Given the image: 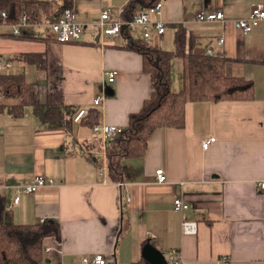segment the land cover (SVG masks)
<instances>
[{"label":"crops","instance_id":"1","mask_svg":"<svg viewBox=\"0 0 264 264\" xmlns=\"http://www.w3.org/2000/svg\"><path fill=\"white\" fill-rule=\"evenodd\" d=\"M21 1H48L54 15L16 36L12 24L1 20L0 74H22L41 101L59 87L71 109L68 127L50 128L31 107L18 112L19 98L0 93L5 210L15 225L44 219L57 221L60 228L59 241L45 240L41 264H82L97 254L104 264H129L142 258L145 245L160 251L168 264L173 249L182 264H220L223 257L226 264H264V189L259 186L264 182V21L248 34L233 26L255 5L264 8V0H159L162 9L151 17L148 38H142L140 28L130 33L174 51L181 31L186 41L192 40L186 50L221 57L224 74L250 80L253 92L249 100L187 102L183 128L155 130L141 158L123 160L128 173L120 182L108 176L109 143L92 127L126 128L129 116L149 98L151 80L142 56L126 49L122 33L106 36L96 22L102 10L109 11L112 22L122 20L128 0ZM66 8L84 25L74 43L56 41L46 27ZM212 11H221L223 21L196 19L199 12ZM155 22L164 23L162 35L155 32ZM107 71H116L113 82L107 81ZM170 77L171 89L179 91L182 59L172 60ZM96 98H101L98 105L93 104ZM79 110L86 114L73 121ZM210 137L214 141L203 149L202 141ZM156 169L165 172L166 182L155 181ZM34 175L52 184L19 194L9 209L15 187ZM175 198L188 205L181 213L173 210ZM183 221L196 222V233H183Z\"/></svg>","mask_w":264,"mask_h":264},{"label":"trees","instance_id":"2","mask_svg":"<svg viewBox=\"0 0 264 264\" xmlns=\"http://www.w3.org/2000/svg\"><path fill=\"white\" fill-rule=\"evenodd\" d=\"M158 1L128 0L120 18L129 20L135 12L153 6ZM1 11L6 14L5 21L8 24H16L22 12L32 23L50 21L54 15V8L48 1L23 3L21 0H0ZM122 35L126 49L142 56L143 70L150 75L151 92L139 111L129 116L127 127L105 149L107 174L119 182L128 173L123 160L141 158L155 130L162 127L183 128L184 106L187 102L249 100L253 92L250 80L231 78L224 74L221 57L186 50L192 40L186 41L181 31L176 35L174 51L160 50L142 39L134 38L126 28L122 30ZM34 58L44 64L41 55H35ZM174 58L183 60L182 87L177 92L171 89V62ZM55 72L59 84L60 68L56 66ZM0 93L7 98H19L18 112L29 106L50 128H66L71 123L67 113L71 109L64 104L59 87L48 92L45 100L41 101L35 86L26 82L22 74H0ZM5 206V199L0 196V264H41L45 240H60L58 222L46 220L40 224L15 225ZM129 264L149 263L140 258Z\"/></svg>","mask_w":264,"mask_h":264},{"label":"built area","instance_id":"3","mask_svg":"<svg viewBox=\"0 0 264 264\" xmlns=\"http://www.w3.org/2000/svg\"><path fill=\"white\" fill-rule=\"evenodd\" d=\"M162 9V3L156 2L153 6H150L146 9L139 10L133 14L129 20H117L110 21V15L108 10H102L99 15V19L96 24L99 26L101 33L110 36L116 37L122 33V30L126 28L130 33L136 32L137 28L142 30V38L145 40L149 36L148 27L151 24V17L153 15H159ZM0 17L3 23H5L6 14L1 11ZM198 21H223V13L221 11H212L208 13L199 12L196 15ZM264 21V8L262 5H255L249 15L243 19H238L233 22V26L241 31L242 34H248L254 27L259 25ZM36 25L32 23L27 17L26 13H21L20 20L16 24H12V34L20 35L23 28H29V25ZM47 30L49 34L60 43H74L77 42L84 29V25L79 23L76 19L75 13L66 8L62 11L61 15L56 18L53 22L46 23ZM165 29L164 23L155 22L154 30L158 35H162ZM218 42L221 44L223 39L220 38ZM208 54L211 53L210 50L207 51ZM3 64L0 63V69L3 68ZM107 81L113 82L116 71H107L106 73ZM101 102V98H96L93 101L94 105H98ZM86 114V110H79L74 114L73 121H78ZM94 133L101 134L102 138L105 139L108 143L117 137L123 129L117 127L116 125L110 124H97L92 127ZM214 141V138H208L203 140L201 146L203 149H207L208 145ZM155 181L158 183H164L167 181L165 172L162 169L155 170ZM52 180L47 179L42 175H34L30 178L29 182L25 185H19L15 187V196L13 197L8 208L11 209L13 205H16L19 201V194H33L38 189L51 185ZM260 188L264 189V182L260 183ZM173 210L175 212L181 213L184 211L188 205L179 198L173 200ZM8 210V209H7ZM45 222L44 219L40 220V223ZM183 233L185 234H194L196 233V222L192 221H183L182 222ZM49 249H45V253H48ZM169 257L171 264H182L180 259L177 256L176 251L173 249L169 252ZM227 260L223 257L220 261V264H226ZM93 263V264H104L105 259L102 255L97 254L90 258H83L82 264ZM46 264V263H44Z\"/></svg>","mask_w":264,"mask_h":264},{"label":"water","instance_id":"4","mask_svg":"<svg viewBox=\"0 0 264 264\" xmlns=\"http://www.w3.org/2000/svg\"><path fill=\"white\" fill-rule=\"evenodd\" d=\"M141 256L149 264H168L162 253L151 245L142 248Z\"/></svg>","mask_w":264,"mask_h":264},{"label":"rangeland","instance_id":"5","mask_svg":"<svg viewBox=\"0 0 264 264\" xmlns=\"http://www.w3.org/2000/svg\"><path fill=\"white\" fill-rule=\"evenodd\" d=\"M137 36H138V34H137Z\"/></svg>","mask_w":264,"mask_h":264}]
</instances>
